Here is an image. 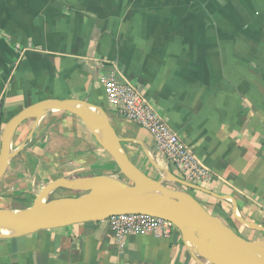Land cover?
<instances>
[{
  "label": "crops",
  "instance_id": "obj_1",
  "mask_svg": "<svg viewBox=\"0 0 264 264\" xmlns=\"http://www.w3.org/2000/svg\"><path fill=\"white\" fill-rule=\"evenodd\" d=\"M109 73L135 87L207 170L197 186L212 195L187 193L240 237L264 241V0H0V139L32 105L82 100L108 116L144 176L183 180L108 101ZM17 141L0 209L30 208L58 179L119 173L69 113L25 121ZM0 264L207 263L175 228L118 239L105 220L0 240Z\"/></svg>",
  "mask_w": 264,
  "mask_h": 264
},
{
  "label": "water",
  "instance_id": "obj_2",
  "mask_svg": "<svg viewBox=\"0 0 264 264\" xmlns=\"http://www.w3.org/2000/svg\"><path fill=\"white\" fill-rule=\"evenodd\" d=\"M48 113H69L81 120L98 145L116 164L117 175L92 178H63L48 184L27 209H0V240L27 236L75 224L101 222L116 216L145 215L170 223L180 234L188 252L207 264H264V241L251 242L240 237L211 216L187 192L212 195L203 187L169 175L162 181L147 178L130 161L108 116L82 100H50L32 105L14 116L4 127L0 139V181L11 160L23 146L13 150L17 129L25 121H38ZM32 131L28 136L30 139ZM185 191L162 186L164 180ZM158 196L153 197L149 189ZM58 189L82 193L79 197L47 203ZM43 209H47L43 212Z\"/></svg>",
  "mask_w": 264,
  "mask_h": 264
},
{
  "label": "built area",
  "instance_id": "obj_3",
  "mask_svg": "<svg viewBox=\"0 0 264 264\" xmlns=\"http://www.w3.org/2000/svg\"><path fill=\"white\" fill-rule=\"evenodd\" d=\"M108 101L117 114L145 129L155 147L173 165L185 181L201 185L209 174L187 150L183 141L166 124L164 119L131 84L120 80L114 73L101 78ZM118 239L128 234L152 233L167 236L174 227L161 219L145 215L116 216L109 219Z\"/></svg>",
  "mask_w": 264,
  "mask_h": 264
},
{
  "label": "rangeland",
  "instance_id": "obj_4",
  "mask_svg": "<svg viewBox=\"0 0 264 264\" xmlns=\"http://www.w3.org/2000/svg\"><path fill=\"white\" fill-rule=\"evenodd\" d=\"M17 145H18V141H17V143H13V147H12V149L13 150H15L16 149V147H17ZM154 148H156L155 146H154ZM157 154H160V152H158L157 150L155 151ZM167 177V176H166ZM183 178V177H182ZM163 180V179H162ZM162 180H156V181H162ZM183 180H184V178H183ZM162 186L163 187H166V188H168V189H171V190H176V191H185V189L184 188H182L181 186H178V185H175L173 182H171V181H169V180H164L163 181V183H162ZM80 195H82V193H76V192H70V191H57V193H53L51 196H50V198L48 199V201H47V203H52V204H54V202L55 201H57V200H55V198H57V197H61L60 199H59V201H62L63 199H67V198H76V197H79Z\"/></svg>",
  "mask_w": 264,
  "mask_h": 264
},
{
  "label": "bare ground",
  "instance_id": "obj_5",
  "mask_svg": "<svg viewBox=\"0 0 264 264\" xmlns=\"http://www.w3.org/2000/svg\"><path fill=\"white\" fill-rule=\"evenodd\" d=\"M149 193H150V195L153 196V197L158 196V194H157L154 190H152L151 188L149 189ZM55 204H56V203L51 204V206H53V205H55ZM46 210H47V209H43V212L45 213Z\"/></svg>",
  "mask_w": 264,
  "mask_h": 264
}]
</instances>
